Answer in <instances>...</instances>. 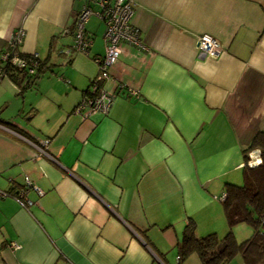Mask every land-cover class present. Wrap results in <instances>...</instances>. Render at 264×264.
Here are the masks:
<instances>
[{"label":"crops","instance_id":"0c3cea01","mask_svg":"<svg viewBox=\"0 0 264 264\" xmlns=\"http://www.w3.org/2000/svg\"><path fill=\"white\" fill-rule=\"evenodd\" d=\"M86 1L0 0V50L23 27L20 51L52 64L22 91L0 79V117L13 125L0 124L11 194L0 196V264H202L195 253L178 262L176 242L189 218L198 237L228 232L219 196L242 184L244 150L264 132V0H133L145 48L121 45L105 114L74 110L104 45L91 15L88 50L66 53ZM203 33L217 57L196 48ZM44 139L41 153L32 143ZM25 176L42 193L28 187L22 205L12 195Z\"/></svg>","mask_w":264,"mask_h":264},{"label":"trees","instance_id":"16d2710c","mask_svg":"<svg viewBox=\"0 0 264 264\" xmlns=\"http://www.w3.org/2000/svg\"><path fill=\"white\" fill-rule=\"evenodd\" d=\"M85 4H90V0H87L83 5ZM75 18L72 27L73 30ZM86 34L92 40L91 35L87 32ZM4 45L6 46V43ZM4 45L3 49H5ZM52 47L50 43V48ZM17 51L21 57L35 61L33 72L27 73L25 67L18 68L16 65L9 64L7 61L0 60V64L3 67L4 76L11 79L19 91H22L32 85L38 76H40L41 72L46 68H50L52 64L49 62L48 57L42 59L39 55L33 56V53H24L20 49H17ZM91 81L92 78L84 93V97L75 105L74 110L86 97L92 96L90 89ZM105 83L106 81H102L99 85L102 84L105 87ZM106 90L108 89L106 88ZM0 124L11 125V123L3 120L1 117ZM11 126L13 127V125ZM12 129L17 130L15 128ZM252 149L259 150L260 163L254 166H249L248 164L243 165L242 184H225V195L222 199V206L228 225V232L222 239H219L215 233H208L198 237L195 235V222L189 218L182 230L181 239L176 242L178 262L190 254L195 253L202 264H227L235 256H239L244 264H264V132H258L252 137L249 147L244 150L245 162L249 158L248 152ZM238 223H245L251 227L250 235L241 240L235 237L232 230L233 226Z\"/></svg>","mask_w":264,"mask_h":264},{"label":"built area","instance_id":"2783aa9c","mask_svg":"<svg viewBox=\"0 0 264 264\" xmlns=\"http://www.w3.org/2000/svg\"><path fill=\"white\" fill-rule=\"evenodd\" d=\"M134 13V1L133 0H90V4L83 5L76 14L75 25L73 30V42L72 46L66 49V53L73 51L86 52L91 45L92 40L85 32V22L90 15L99 17L105 25L103 32V53L95 58L97 64V72L92 78L90 83V89L92 96L86 97L81 104L75 109V111H81L86 109L87 112H100L107 113L113 103L115 94L106 90V88L99 83L102 81L111 80L112 75L110 69L116 64L118 55L121 52L122 43L131 44L139 48H145L142 40L140 39V31L137 27L132 25L131 18ZM25 31L23 27L15 28L8 38L6 39L5 49L0 51V60L7 61L9 64H14L18 68H24L27 73H31L34 70L33 59H25L18 54L22 39ZM196 48L207 57H217L223 50L220 42L208 33H203L197 36ZM36 52H33V56H37ZM4 76L3 67L0 64V79ZM18 137L23 136L14 131ZM48 139L41 141L42 146L34 144L41 153H46V145ZM249 158L244 164L254 166L260 163L259 150L249 151ZM28 187L38 193H42V190L33 186L30 179L24 177V185L16 194L12 195L18 199L22 205L30 204L32 201L26 198L25 193ZM11 195L7 191L0 190V196ZM224 193L219 196V199L224 198ZM13 247H17L15 243H11Z\"/></svg>","mask_w":264,"mask_h":264}]
</instances>
